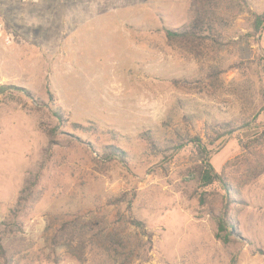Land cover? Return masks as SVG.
Wrapping results in <instances>:
<instances>
[{"label":"rangeland","instance_id":"374dc122","mask_svg":"<svg viewBox=\"0 0 264 264\" xmlns=\"http://www.w3.org/2000/svg\"><path fill=\"white\" fill-rule=\"evenodd\" d=\"M245 1L226 12L223 44L194 49L165 32L190 21L192 0H0V85L45 102L0 94V224L29 172L42 170L24 231L4 240L11 264H264V28L254 30L251 14L264 13V0ZM50 94L71 122H95L99 134L67 125L51 145ZM248 120L254 129L209 146L233 188L236 227L225 244L226 192L215 183L202 193L192 172L200 153L193 143L178 149L177 134L207 143L215 122ZM112 144L129 157L105 158ZM131 218L146 223L152 243ZM76 221L88 238L124 241L127 254L89 240L52 254L50 237Z\"/></svg>","mask_w":264,"mask_h":264},{"label":"trees","instance_id":"16d2710c","mask_svg":"<svg viewBox=\"0 0 264 264\" xmlns=\"http://www.w3.org/2000/svg\"><path fill=\"white\" fill-rule=\"evenodd\" d=\"M232 1L224 7L225 0H192L190 21L179 28H166L165 32L167 39L171 43H178L184 47L194 49H198L200 46L202 47L209 42L214 47H219L223 44L222 38L224 37V32L229 27V16L226 15V12L233 8ZM242 1L244 4L247 3L245 0ZM251 14L252 27L258 32L264 28V13L258 14L252 12ZM262 69L264 72V62H262ZM211 77H217L215 71H213ZM16 93L25 94L34 99L36 103L45 105V102L42 99L36 98L35 94L27 88L9 84L0 85V94L14 95ZM50 98L52 105H50L48 109L51 115L57 119V124L48 129V134L51 137V145L54 143L58 131H61L62 128L67 127V125H69L73 131L90 133L91 135L99 134V125L95 122H90L89 125L71 122L67 113L61 107L56 105L55 96L50 94ZM69 122L70 124H68ZM253 123L252 120H248L242 125H239L236 121L215 122L212 127L213 135L209 136L207 143L204 142L201 137H186L182 133L177 134L180 140L183 141L180 143L178 149L188 143H193L200 153V163L192 169V172L194 171L196 179L200 184V188L203 189L202 193L205 192L206 188L213 186L215 183H220L226 192L224 200L226 206L224 207L223 214L218 220L219 231L217 233V238L222 240L225 244L231 242L232 232L230 231V228L236 227V223L231 217L230 210L227 206L233 200V188L226 177L222 173H219L213 166L209 146H214L217 142L231 136L236 131L242 129H254L255 127H252ZM257 128L259 129L260 127H257L256 125V129ZM261 131L262 135H264V127ZM144 135L151 143V146L154 148L159 146L150 132H146ZM103 156L105 158H119L126 160L129 157V153L123 148L112 144L107 145L104 148ZM41 177V169L29 172V176L20 191L16 204L11 208L8 218L0 224V253L4 257H6L5 255L7 253L4 240L15 239L19 233L24 231L23 217L25 213L40 199L39 185ZM236 191L237 189H235V193ZM201 200L203 201L204 199L202 198ZM130 223L148 238V242H153L154 235L148 231L145 222L137 218H131ZM87 234L88 233L85 231L83 225L79 224L78 221H76V223H70L69 225H63V228L59 229V231H55L50 237L52 254H56L57 246L63 244L71 246L75 241L81 242L85 240L99 242L101 247L105 249L104 251L111 255H120L123 257L127 254L124 241L119 242L114 236H103L102 233H92L89 238ZM122 243L124 245H122ZM121 246L124 248L123 250L121 249ZM11 262L12 260L8 257L4 258V264H11Z\"/></svg>","mask_w":264,"mask_h":264},{"label":"built area","instance_id":"2783aa9c","mask_svg":"<svg viewBox=\"0 0 264 264\" xmlns=\"http://www.w3.org/2000/svg\"><path fill=\"white\" fill-rule=\"evenodd\" d=\"M23 1H24V2H30V1H32V2H37L38 0H23ZM5 40H6L7 43H10V42H11V39H10V37H8V36H6Z\"/></svg>","mask_w":264,"mask_h":264}]
</instances>
